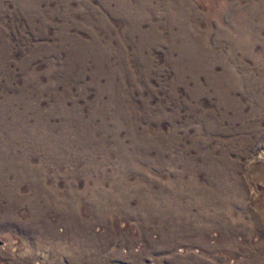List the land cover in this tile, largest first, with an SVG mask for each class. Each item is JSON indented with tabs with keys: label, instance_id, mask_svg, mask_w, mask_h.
<instances>
[{
	"label": "rangeland",
	"instance_id": "1",
	"mask_svg": "<svg viewBox=\"0 0 264 264\" xmlns=\"http://www.w3.org/2000/svg\"><path fill=\"white\" fill-rule=\"evenodd\" d=\"M0 264H264V0H0Z\"/></svg>",
	"mask_w": 264,
	"mask_h": 264
}]
</instances>
